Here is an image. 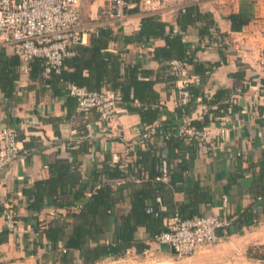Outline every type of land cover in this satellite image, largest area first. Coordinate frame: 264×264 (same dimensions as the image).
Here are the masks:
<instances>
[{
	"label": "crops",
	"instance_id": "0c3cea01",
	"mask_svg": "<svg viewBox=\"0 0 264 264\" xmlns=\"http://www.w3.org/2000/svg\"><path fill=\"white\" fill-rule=\"evenodd\" d=\"M127 1L130 7L124 21L111 16L112 0L80 4L83 41L75 48L76 55L67 58L60 75L51 77L37 65L23 69L14 50L0 45V125L18 133L21 147L20 158L0 171V262L52 264L57 252L36 227L53 220L56 209L47 204L40 211L30 210L26 191H36L38 184L55 190L89 191L98 183L95 175L104 164L117 162L124 172L123 155L128 148L131 152L125 163L131 167L140 149L148 152L147 181L129 186L123 194L127 197L132 188L148 190L147 206L159 214L160 227H167L176 212L183 217L227 214L232 220L230 238L199 249L196 258L216 256L219 250L224 257L217 259L225 264L242 253L240 240L247 247L264 245V0H167L166 5L155 9L141 0ZM234 14L246 17L241 31L232 30ZM148 17L167 25L164 36L145 34ZM175 38L197 62L214 67L210 73L190 76V80L200 85L207 99L225 92L221 103L233 109L222 119L218 118L221 103L208 105L203 96L197 98L189 114L178 117L177 92L183 81L171 80L167 73V63L177 58L168 39ZM134 69L139 79L153 83L160 97L156 121L145 124L140 114L128 111L124 103L111 122L103 121L96 111L86 116L77 113L76 99L67 90L76 83L74 80L92 87L115 88ZM206 116L210 139L188 143L183 129L202 126ZM165 122L172 129L169 146L164 144ZM146 131L152 135L143 147L140 136ZM163 163L168 180H158L162 186L157 188L153 178L160 168L162 176ZM129 203L127 198L119 205L112 223L120 222L121 213L130 209ZM7 204L18 213L20 230L31 231L24 235L27 243L24 236L5 233L3 213ZM58 212L66 214L64 209ZM135 237L149 247L142 254L133 247L126 257L173 254L167 245L151 238L146 226H139ZM87 244L95 247L96 242L88 240ZM63 248L61 241L59 249ZM74 253L78 256L79 251ZM232 261L264 264L261 259Z\"/></svg>",
	"mask_w": 264,
	"mask_h": 264
},
{
	"label": "trees",
	"instance_id": "16d2710c",
	"mask_svg": "<svg viewBox=\"0 0 264 264\" xmlns=\"http://www.w3.org/2000/svg\"><path fill=\"white\" fill-rule=\"evenodd\" d=\"M232 30L241 31L245 26L247 20L243 14H234L231 16ZM166 24L157 18L148 17L144 21V32L149 37L164 36ZM168 44L177 53L175 60L183 61L189 67V76L203 75L210 73L214 67H205V65L197 62L195 57L188 54L185 45L179 38L174 40L168 39ZM77 49H75V55ZM169 54V53H168ZM74 56V55H73ZM69 58V57H68ZM169 58H172L169 56ZM67 60V59H66ZM65 60V62H66ZM172 59L169 60V62ZM64 62V66H65ZM37 65L42 72L45 71V63L39 58H34L28 64V67ZM63 68L60 72L51 71L48 75H60L63 73ZM219 66V63L213 65ZM143 75V71H139ZM138 72V73H139ZM135 76V77H132ZM169 79L177 80V78L170 76ZM71 83L70 85L84 86L92 91H100L104 87H92L88 82ZM78 83V84H77ZM110 90L120 91L122 94V104L124 103L128 111L138 112L145 124H152L160 117V109L158 107L160 97L153 90V83L147 79H139L136 75V70H132L130 77L127 76L124 81L115 85V88L105 87ZM190 98L186 103L180 104L177 110L178 117H183L186 113L189 114L191 110L196 107L197 98L203 96L200 85L191 83L189 85ZM225 92H218L214 98L207 99L203 96L202 101L208 105L221 103ZM72 97V96H71ZM74 98V97H73ZM75 99V98H74ZM137 104V106H136ZM157 106V107H155ZM231 106L228 103H221L218 107V118L222 119L223 115L229 112ZM167 112V111H166ZM162 126L163 136L170 135L166 140L167 146L172 142V129L169 124ZM209 124V116H206L202 126L195 127L197 130L204 129ZM194 141V140H193ZM148 152L140 149L138 151V160L134 164V168L140 165L139 173L143 174L144 183L147 181V169L145 166ZM161 164V163H160ZM128 166V170L134 171V168ZM161 172V168L159 169ZM155 174L153 180L156 181V187L160 188L162 183L158 181L160 174ZM103 176L109 180H120L126 177L125 172L121 170V165L117 162L113 164H104L102 170L96 173L95 179L98 183L92 185L91 190L86 191L83 188L72 190H55L51 188H41L38 184L36 191H26L30 200L29 208L32 211H40L48 205L56 209L55 217L48 224L40 222L38 233L46 236L52 246L54 252H57V257L52 264H102L107 260H119L127 256L131 248H136L138 254H142L149 246L138 242L135 237L139 226H146L150 232L152 239H156L158 235L167 230V227H160V216L156 213L148 212L146 200L150 197V193L146 189L132 188L131 193L126 197L123 190L129 186H137L141 183H133L127 181L123 184L113 187L110 184L103 182ZM129 199L130 209L127 212L121 213L120 222H113V215L115 214L119 205ZM76 207L78 210L74 209ZM59 209H64L66 214L58 212ZM153 214L158 217L154 218ZM68 229V232H67ZM6 234L8 231L5 232ZM25 243L28 242L27 236H24ZM95 241V247L87 244V241ZM64 241L63 249H59V243ZM29 243L28 245H30ZM264 248V246H262ZM79 251L78 256L74 251ZM60 253V255H58ZM263 260V256H259ZM48 264V263H42Z\"/></svg>",
	"mask_w": 264,
	"mask_h": 264
},
{
	"label": "built area",
	"instance_id": "2783aa9c",
	"mask_svg": "<svg viewBox=\"0 0 264 264\" xmlns=\"http://www.w3.org/2000/svg\"><path fill=\"white\" fill-rule=\"evenodd\" d=\"M83 1L98 2L100 0H0V45L10 47L19 56L27 69L34 58L45 63V71L60 72L68 57L75 55V48L81 45L84 35V23L81 19L79 6ZM145 5L160 8L167 0H141ZM111 16L124 21L130 7L127 0H112ZM264 64V56L263 61ZM167 73L181 81L177 92L178 103H186L191 94L189 85V67L180 60L167 63ZM68 93L76 99L79 115H88L92 111L99 113L101 119L111 122L118 114L122 102L120 91L103 88L92 91L84 86L69 85ZM152 131L140 136V144L145 147L150 140ZM182 135L188 141H208L212 135L210 127L202 130L185 127ZM170 135L164 136V144ZM131 149H126L122 168L126 177L120 180H109L103 176V182L120 185L127 181L141 183L144 181L140 165L134 171L128 170L125 163L130 157ZM21 155L18 133L11 128L0 125V171L11 167ZM138 158V156H135ZM125 163V164H124ZM139 171V172H138ZM168 169L163 163V174L158 180H168ZM227 202L224 208L227 209ZM149 213L154 209L149 207ZM6 229L18 237L30 233L20 230V217L12 205H6L3 213ZM233 222L227 214H205L203 216L183 217L176 212L167 224V230L155 239L161 245H167L177 259L189 258L203 247L221 244L230 238Z\"/></svg>",
	"mask_w": 264,
	"mask_h": 264
},
{
	"label": "rangeland",
	"instance_id": "374dc122",
	"mask_svg": "<svg viewBox=\"0 0 264 264\" xmlns=\"http://www.w3.org/2000/svg\"><path fill=\"white\" fill-rule=\"evenodd\" d=\"M238 244L240 247H243L240 250L242 251V253L238 252L236 255H234L235 257L230 258V260L235 259L238 261V263L240 261H243L244 263H251V262H255V260H258L259 256L264 255V248L262 247L264 245H252L247 247L245 246L242 240L238 241ZM215 253L216 256H207L206 258L205 256H203L200 258H196L195 255H193L192 257L184 258L180 260L177 259L171 253L164 255L162 257L150 255V254H143L139 256L135 255V256L125 257L119 260H107L102 264H224L219 259H217L220 257H224L223 253H221L219 250H216ZM230 260H227L225 264H231ZM232 263L235 264V261H232ZM0 264H13V263L4 260L3 262H0Z\"/></svg>",
	"mask_w": 264,
	"mask_h": 264
}]
</instances>
